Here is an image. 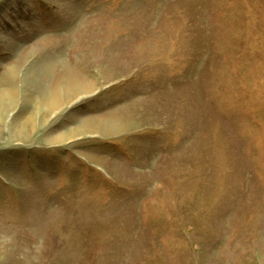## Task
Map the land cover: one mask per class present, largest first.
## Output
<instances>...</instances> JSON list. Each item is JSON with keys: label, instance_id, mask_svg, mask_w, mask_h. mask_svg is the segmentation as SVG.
<instances>
[{"label": "rangeland", "instance_id": "1", "mask_svg": "<svg viewBox=\"0 0 264 264\" xmlns=\"http://www.w3.org/2000/svg\"><path fill=\"white\" fill-rule=\"evenodd\" d=\"M0 264H264V0H0Z\"/></svg>", "mask_w": 264, "mask_h": 264}, {"label": "bare ground", "instance_id": "2", "mask_svg": "<svg viewBox=\"0 0 264 264\" xmlns=\"http://www.w3.org/2000/svg\"><path fill=\"white\" fill-rule=\"evenodd\" d=\"M71 76V75H70ZM72 77V76H71ZM68 81V80H67ZM63 86V85H62ZM72 86V85H71ZM71 86H68L67 87V89H68V93L70 92V93H74L73 91H72V87ZM61 87V86H60ZM83 87V86H82ZM63 89V88H62ZM74 90V89H73ZM46 94V93H45ZM73 96V95H72ZM66 102V101H65ZM45 105H46V107H47V109H49V110H56L59 106H60V103H59V98H58V96H56V95H47L46 94V100H45Z\"/></svg>", "mask_w": 264, "mask_h": 264}]
</instances>
